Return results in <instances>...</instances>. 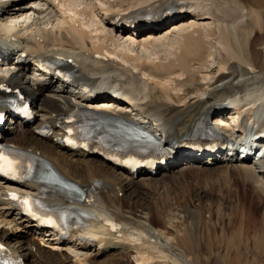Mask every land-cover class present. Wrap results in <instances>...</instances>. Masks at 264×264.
Masks as SVG:
<instances>
[{"label":"bare ground","instance_id":"obj_1","mask_svg":"<svg viewBox=\"0 0 264 264\" xmlns=\"http://www.w3.org/2000/svg\"><path fill=\"white\" fill-rule=\"evenodd\" d=\"M236 1L245 8L247 6L259 8L261 5L259 0H248L247 3L245 0ZM90 2L83 9H88ZM200 2L203 3L196 4L197 10H195L196 5L192 6L187 0H143L139 5L124 9H116L112 4L109 5L106 12L100 9L102 22L115 34L122 36V39L124 37L127 43L142 46L150 44L151 41L157 39L154 36L162 34L168 29H163L165 26H162L138 31L133 37L134 33L131 30L117 26L113 21V16H123L127 12H134L142 8H149V10L155 8L160 12L167 6H177L178 15L172 23H169L172 28L173 26L177 27L157 39L160 45L161 43H164V46L168 45V42L173 45L179 36L177 40L181 41V44L174 51L173 58L168 55L165 64L152 62L153 66L146 63L136 64L139 72L135 68L126 66L125 62H119L114 58L115 54L121 55L117 53L119 50L111 51L105 46L95 47L94 43H91L90 46L86 41V37L92 40L91 34H96L97 28L87 33L80 20L96 16L97 12L76 13L74 4L60 2L62 10L68 16L67 18H56V22L52 23L51 20H41L43 15L49 14L44 13L48 10V7H44V2H40L42 4H38L37 0H3L0 2V23L6 19L12 20L9 23L8 31L0 24V35L7 32L11 35V37L6 36L5 38L0 36V40L3 42L0 50H7L11 54L9 60H0V63L23 60L19 65L12 64L13 66H10L17 68L16 72L8 76L0 75V99L5 97L7 92L21 94L31 103L35 114L34 120L26 123H23L18 117H12L11 121L14 123H10L19 126V134L16 138L11 139L6 136L10 131L4 126L1 127L0 144H10L15 148L38 155L50 163L62 178L81 188L88 189L91 199L85 202L84 211L92 214L85 219V223L81 227L71 230L66 238L58 237L53 231L41 228L36 222L22 215L20 210L14 207L8 199V190L38 194L40 186L35 183L17 184L0 179V225L3 226L0 228V243L6 245L14 256L23 259L27 255L25 252L34 249L35 244L25 238L29 234L40 238L41 242L43 241L48 246L64 250L69 256L73 254L70 256L73 258L72 264H93L97 257L92 262L88 258L91 252L97 256L105 251L103 245L125 243L135 249L133 259L136 264H225L221 256L208 262L199 254L202 247L198 238V232H201L198 226H203V221L200 219L206 206L203 204L205 202L211 208L210 205L212 206L213 202L208 203L207 200H200L197 205H190L193 209L195 208L197 220L185 224L186 217L193 215L185 210V207L177 209L175 204L169 203L167 197L164 200L162 196L160 199L158 198V203L148 201L144 193L132 189L135 185L140 188H155L159 181L154 176L161 172L165 174L173 165L183 162L187 165L182 170L163 177L176 184L175 188L179 191L175 198L177 205L186 203L185 198L195 193L191 192L194 187L201 193L223 194L226 192L227 197L236 198L238 203L236 204L233 200L229 202L230 209H233L230 213L233 211L234 215L232 216L235 221H237L238 215L243 217L246 214L247 221L244 220L242 223L249 228L253 226V231L250 233H260L257 226L264 228V211L260 220L256 217V212L264 207V156L257 162L250 159L238 161L234 160L235 157L223 154L213 156L181 154L177 155L173 163L167 165L165 169L156 171L155 174L147 170L131 174L126 170L114 167L98 156L82 150L74 151L62 147L56 142L58 138L64 136V131L60 128L61 117L67 116L75 110L92 109L113 119L114 117H123L140 120L159 133L163 140L175 143L180 142L183 137L190 135L193 131L201 128L209 129L207 123L210 118L214 120L229 118L225 113L229 108L232 110L231 118H237L242 111L251 108V106L255 108L260 104V108L253 111L257 114L256 117L259 118L260 115L262 117L264 115V61L256 46L264 48V35L259 32L264 27V17H262V24L259 23V19L255 15L246 20L244 25L253 27L255 31L237 30L236 32L238 44L241 47L240 50L238 49L241 51L240 58L246 59V64L239 65L234 62L239 60L237 55L239 53L230 52V55L226 56L227 59L225 58L226 61L224 60L223 65L220 69L218 68V77L208 84L209 87H212L210 93L203 100L188 98L194 90L200 89V85L195 81L197 74H202L204 71L201 62L205 61L209 43L204 38L214 35L210 28L205 34L204 31L207 29L205 30L204 24L200 23L209 19V16L215 17L217 22L220 21L221 16H223V22L231 21L237 17L236 10L232 11L231 7L222 8V15L214 16V1L200 0ZM19 29H24L25 34L31 35H22L18 31L11 33V31ZM182 31L185 34L179 35L178 33ZM230 34L231 31L228 29L225 31L220 29L219 38L221 37L229 45ZM174 35L172 41H169L171 39L166 41ZM101 37L120 45L114 39L115 36L108 37L105 33ZM4 46H9L10 49ZM235 46L232 43L233 51L236 52ZM132 48L129 49L130 51L120 49L122 52H128L121 55L124 57L123 61L135 60L137 62L135 49ZM48 59L63 63L65 69L72 73V77L65 79L58 74L37 73L41 63ZM192 64L199 66L193 73L190 71ZM7 65L4 64L5 69L8 68ZM209 67L207 68L209 69ZM213 70L211 69V72ZM149 77L158 82L155 84L150 82ZM85 84H93L95 87L105 86L117 91L119 97L90 98L82 89ZM157 85L161 87V90H158ZM165 85L171 86L170 89ZM175 90L178 92L174 93ZM160 91L172 104L156 102ZM0 110L3 111L1 107ZM262 122L264 123V121ZM262 122L261 124L264 126ZM226 125L231 127L227 120ZM39 126H48L52 130L51 136L41 138L36 135L34 131ZM95 131L110 140V145L119 151V155L138 153L137 149L140 145L118 126L111 123L107 125L100 123L96 126ZM23 136H26V139H23ZM220 164H224L225 170L219 173L215 172L216 170L212 172V169H206V171L208 170L206 172L203 169V166ZM4 165L7 169L26 176H30L32 173L37 175L38 171L35 166L33 167L22 157L16 155L7 154L4 157ZM193 165L201 166V169ZM134 178H138L136 182ZM241 192L252 193L258 198V203H255V206L252 205L251 208L246 206L242 212L239 211L237 207L241 204ZM183 213L185 214L184 218ZM109 220L117 223L116 230L111 229L116 226L105 224ZM179 222L180 226H188L182 231L183 235L181 236L174 235L172 231L173 226ZM237 223L239 222L237 221ZM21 226L27 228L24 236L15 233ZM167 228H170L171 231V234H167L169 238L165 236L166 233H169ZM242 228L246 230L243 226H239V233L233 237V240L232 236L224 239L225 246L232 249L235 256L239 254L240 247L245 250L246 246L250 245L242 242L240 234ZM10 231L13 234H9ZM203 241L206 243L205 238ZM251 248H254L251 251L256 253L264 252V237L261 234L259 240L255 244H251ZM186 252L192 256L183 255Z\"/></svg>","mask_w":264,"mask_h":264},{"label":"rangeland","instance_id":"obj_2","mask_svg":"<svg viewBox=\"0 0 264 264\" xmlns=\"http://www.w3.org/2000/svg\"><path fill=\"white\" fill-rule=\"evenodd\" d=\"M187 1L194 7L198 1L199 2L197 5H199V3L204 2V1L200 2V0H187ZM213 1L215 4V7H213L214 12H215L214 16L215 15L221 16L222 15V13H221L222 8L231 7L232 11L236 10V16L237 17H236V19H232L231 21L227 20V21L223 22V20H222L223 16H221V18H220L221 22L220 21L217 22L216 21L217 19L215 17L213 18V17L209 16V19H206L202 23H200V24H204V26L206 27L205 30L207 29L206 31H204L205 34L207 33L208 29L210 28V30L213 32L214 35L209 37V38L208 37L204 38L206 41L208 40V42H209L207 45L208 51H207V54L205 55L206 56L205 61L201 62V65L203 66L204 71L202 74L201 73L197 74V76H196L197 79L195 81L196 84L200 85V89L194 90L192 92V94H190L188 97L190 99L191 98H198L200 100H203L208 95V93H210V91L212 90V87H209L208 84H209V82L215 80L218 77V75H219L218 70L223 65V63L226 61V59H227L226 56H229L230 52H232L234 54L239 53V54H237L239 60L238 61L236 60L234 62H236L239 65H245L246 64V62H247L246 59H244L242 57L240 58L241 51H239V50L241 47L238 44V37H237L236 32H237V30L250 31V32L255 31L253 27H246L244 25L247 19H251L253 17L252 15H255L258 17L260 24L263 23L262 17H264V0H259V2L261 4L259 6V8H255V7H251V6L250 7L247 6L245 8L241 5V3H239L236 0H213ZM247 1L248 0H245V3H247ZM142 2H143V0H138V1L137 0H107L105 4L107 5V7H109V5L112 4L116 9H121V8L124 9L127 7L139 5ZM197 5L195 7L196 8L195 10H197ZM99 15H101V10H99L96 13V16H91L90 18L85 17L84 20H80L82 25L84 26L83 28H85L84 30L87 33L89 31H94L97 28V33L91 34L92 40H90L88 37H86V41L89 43V45L91 46L92 45L91 43H94L95 47L100 48V47L105 46L108 49H110L111 51H113L114 49L119 50V52L117 51V53L121 54V55H125V53H128L125 51L122 52V51H120V49L130 51L129 49H131L132 46H134V45H132L131 43L125 42L126 39L124 37L122 39V36H120L119 34H115L104 22H102ZM181 21H183V20H181ZM170 27L171 26L169 25V26H166L165 28H163V29H168V30L162 34L154 36V38H157V39L161 38L163 35L170 33V31L173 28H176L177 26H175V27L173 26V28L172 27L170 28ZM220 29L223 31H225L226 29L231 31V34L228 37L229 45L227 42H224L221 37L219 38ZM189 30H191V29H189ZM259 32L262 35H264V27H263L262 31H259ZM105 33L108 37L109 36L110 37L115 36L116 38H114V39L117 40L120 43V45L118 46L117 43H113V42L106 40V39L104 40L103 37H101V36L105 35ZM178 34L180 35V34H185V33H183V31H182L181 33L179 32ZM174 37H175V35L168 38L166 41L168 42L169 39H171L169 41H172L174 39ZM177 37L179 38V36H177ZM157 39L151 41V43L148 45H142L143 47L135 45L132 48V49H135V53H136V56L138 59L137 60L138 63L135 60H130L128 62L123 61L124 57L121 55H117V54L114 55V58L117 59V61H119V62H123V63L125 62L124 64H126V66H128L130 68L137 69L138 72H139V70L136 67V64L139 65L141 63H146V64L151 65V66H153L152 62H155L157 64H159V63L165 64L167 62L166 58L168 55H170L169 57L173 58L174 51L181 44V41H178L176 39L175 44H173V45H171V44H169V42L167 43L165 41L168 45L165 44V46H164V43H161V45H160V43L158 42ZM232 43L236 45L235 46L236 52L233 51ZM256 49L259 52H261V55H262V58L264 61V48H263V46L258 45V46H256ZM103 50L105 51V49H103ZM247 52H246V55H248ZM221 60H223V61H221ZM219 63H221V64L219 65ZM206 66L207 67L210 66L209 69ZM196 67L198 68L199 66L192 64L190 66V71L192 73L195 72L197 70ZM210 68L214 69L213 72H211ZM151 78L152 77H149V79L148 78L147 79L150 82H153L154 84L158 82L157 80H155L153 78L151 79ZM165 87H168V89H170L171 86L165 85ZM157 88H158V90L159 89L161 90V87H159L158 85H157ZM176 91L178 92V90H175L174 93H176ZM159 101L161 103L168 102V103L172 104V102H170L169 99L166 96H164V94H162V91L159 92L158 100H156V102L159 103ZM225 113H227V117H229V118H227L229 125L232 126L234 124V121H233L234 118H231V116H230V114L232 113V110H230V108H229V110ZM4 126L8 129V131H10L7 133V135H6L7 137L14 139L18 136V134H19V126L18 125H13L8 120ZM23 139H26V136L25 137L23 136ZM185 165H187V164H185L184 162L175 164L167 171L168 173L165 172V174H162V172H161V173H159V175L154 176V178L157 179L159 182H158V184H156V187L153 189H148L146 187L140 188L139 186H136V185L133 186L132 189L135 191L144 193L145 196L148 198V201L158 203L160 197L162 196V198L164 200L167 197L169 203L175 204V207H177V209H184V207H185V210H187L193 214L191 217H189L190 215H188L186 217L185 224H187L193 220H197V218L195 216L196 212H194L195 208L193 209L192 206L197 205V203L200 202V200L201 201L207 200L208 203L213 202L212 206L210 205L211 208H209L207 203L205 204V202H204L203 205H206L205 209H207V210L205 211V209H204L203 213L200 216L201 217L200 219L203 221L202 222L203 226H198L199 229L201 230V232H198V238L200 240V244L202 247L201 248L202 251H201V253H199L200 256L204 257L205 258L204 260H207L208 262H210L211 259H212L211 261H213V259H216V258L218 259V257L221 256L224 259L225 264H228V263L229 264H264V252L256 253V252L251 251V249H254V248H251V244L253 245L259 240L260 234L264 237V228L262 226H257L256 228L258 229V227H259L260 233H258V232L250 233V231L251 232L253 231V226H250V228H249V226L243 225L244 220H245V222L247 221L245 219V217H247V216H245L246 214L243 215V217L241 215L237 216L238 217L237 221L240 224L234 220V217L232 216V215H234V214H232L233 211H232V213H230L231 210H233V209H230L231 207L229 206V202H231L230 200H233V201H235L236 204H238L236 198L227 197L226 192H224L223 194L222 193L219 194L217 192L216 193H201V191H199L197 188L194 187L195 189L193 188L191 190V192H195V193L194 194L189 193L191 195L188 196V198L187 197L185 198L187 200L186 203H179L180 205L176 204L175 198H176L177 194L179 193L177 188H175L176 184L166 180L167 178L165 179L163 177L166 175H169V174H176L179 170H182L185 167ZM193 166H196V165H193ZM196 167L201 169V166H196ZM223 167H224V164H220L217 166H213V165L203 166V169H205V171H206V169H209V170L212 169L211 170L212 172H214L216 170L215 172L219 173V172L225 170V167L224 168ZM117 176H118V178H120V176L118 174H117ZM137 179L138 178H134L135 182L137 181ZM234 189L235 188H233V190ZM153 191H155V192H153ZM233 194H235V193H233ZM240 197H241V204L238 205L237 208L241 212L246 208V206L248 208L249 207L251 208L252 205H254L255 203H258V201H257L258 198L253 196V194L250 192H247V193L241 192ZM233 201H232V203H233ZM214 203H215V207L213 208ZM249 204H250V206H249ZM190 205H192V206H190ZM178 206H181V207H178ZM208 208H209V211H208ZM263 211H264V207L262 209H259L258 212H256V217L258 218V220H260L262 218ZM241 212H239V214H241ZM240 216H241L242 221L241 220L239 221ZM184 217H185V214L183 213V218ZM233 224H236V226H233ZM180 225L181 224L179 222L176 224V226H173L172 231H173L174 235H179V236L183 235L182 231L185 229V227H188V226H180ZM239 226H243L244 228H246V230H244L242 228V230H241L242 233H240L242 242L248 243L250 245L246 246L245 250H243V247H240L238 250L239 254L237 256H235L234 251L232 249H228L225 246L224 239H227L230 236H232V240H233V237L237 233H239ZM2 227L3 226L0 225V228H2ZM26 229H27L26 226H21L20 228H18V230L15 231V233L21 234L24 236V235H26ZM167 231L169 233H166L165 236L167 238H169L168 235L171 234L170 228H167ZM9 234H13V232L10 231ZM25 238L28 239V241L30 243L35 244L34 249H31V250L25 252L27 254L23 257L25 264H72L73 258H70V256H73V254H70V256H69L64 252V250H60L56 247H52L51 245L48 246L43 241L41 242L40 238H38L36 236H31L28 234L25 236ZM203 238H205L206 243H204ZM115 242H117V241H115ZM103 248H105V251L102 252V254L95 256L94 255L95 253L91 252V255H88V258L92 262H93V259L95 257H97V258H95L93 264H136L134 259H133L135 249H133V247L127 245L126 243L122 244V245L121 244L120 245L119 244H116V245H112V244L107 245L106 244L105 246L103 245ZM61 255H63V256H61ZM183 255H185L187 257L192 256V254H189L188 252L184 253Z\"/></svg>","mask_w":264,"mask_h":264},{"label":"snow or ice","instance_id":"obj_3","mask_svg":"<svg viewBox=\"0 0 264 264\" xmlns=\"http://www.w3.org/2000/svg\"><path fill=\"white\" fill-rule=\"evenodd\" d=\"M25 203H27V201H25ZM0 248H2V245H0Z\"/></svg>","mask_w":264,"mask_h":264}]
</instances>
